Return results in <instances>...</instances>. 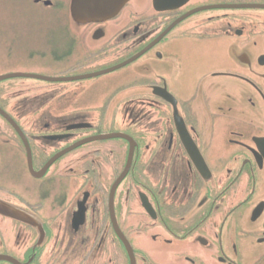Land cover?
<instances>
[{
    "label": "flooded vegetation",
    "instance_id": "obj_1",
    "mask_svg": "<svg viewBox=\"0 0 264 264\" xmlns=\"http://www.w3.org/2000/svg\"><path fill=\"white\" fill-rule=\"evenodd\" d=\"M63 21L0 82V264H264V0Z\"/></svg>",
    "mask_w": 264,
    "mask_h": 264
},
{
    "label": "rangeland",
    "instance_id": "obj_2",
    "mask_svg": "<svg viewBox=\"0 0 264 264\" xmlns=\"http://www.w3.org/2000/svg\"><path fill=\"white\" fill-rule=\"evenodd\" d=\"M53 2L54 7H46L34 0H0V73L38 72L37 66L42 59L36 52L48 53L52 47L51 29H56L58 21L62 27L63 17L68 12L69 0ZM17 81L29 86L35 79L14 77L1 83Z\"/></svg>",
    "mask_w": 264,
    "mask_h": 264
},
{
    "label": "water",
    "instance_id": "obj_3",
    "mask_svg": "<svg viewBox=\"0 0 264 264\" xmlns=\"http://www.w3.org/2000/svg\"><path fill=\"white\" fill-rule=\"evenodd\" d=\"M38 2V0H34ZM129 0H70L69 19L73 27H82L90 23L101 22L115 16ZM44 0V5H49ZM11 77H41L37 74L13 72L0 75V81Z\"/></svg>",
    "mask_w": 264,
    "mask_h": 264
},
{
    "label": "trees",
    "instance_id": "obj_4",
    "mask_svg": "<svg viewBox=\"0 0 264 264\" xmlns=\"http://www.w3.org/2000/svg\"><path fill=\"white\" fill-rule=\"evenodd\" d=\"M59 26V25H58ZM57 25L55 27H58Z\"/></svg>",
    "mask_w": 264,
    "mask_h": 264
}]
</instances>
